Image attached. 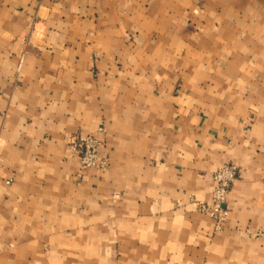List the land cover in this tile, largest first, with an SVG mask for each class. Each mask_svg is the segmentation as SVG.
<instances>
[{
	"label": "crops",
	"instance_id": "obj_1",
	"mask_svg": "<svg viewBox=\"0 0 264 264\" xmlns=\"http://www.w3.org/2000/svg\"><path fill=\"white\" fill-rule=\"evenodd\" d=\"M0 264H264V0H0Z\"/></svg>",
	"mask_w": 264,
	"mask_h": 264
},
{
	"label": "built area",
	"instance_id": "obj_2",
	"mask_svg": "<svg viewBox=\"0 0 264 264\" xmlns=\"http://www.w3.org/2000/svg\"><path fill=\"white\" fill-rule=\"evenodd\" d=\"M105 132L104 127L98 129V134ZM69 152L72 158L78 159L82 171L107 170L111 164L106 142L97 135L78 134L72 136L69 140ZM238 176L239 168L232 162L218 168L213 173L214 189L211 200L200 203V210L209 214L218 230L223 229L229 219L228 196Z\"/></svg>",
	"mask_w": 264,
	"mask_h": 264
}]
</instances>
